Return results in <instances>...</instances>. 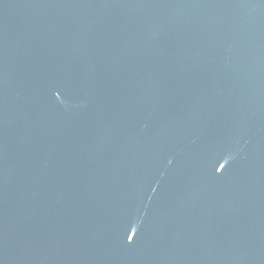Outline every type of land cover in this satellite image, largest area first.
Instances as JSON below:
<instances>
[{
    "label": "water",
    "instance_id": "1",
    "mask_svg": "<svg viewBox=\"0 0 264 264\" xmlns=\"http://www.w3.org/2000/svg\"><path fill=\"white\" fill-rule=\"evenodd\" d=\"M0 264H264V0H0Z\"/></svg>",
    "mask_w": 264,
    "mask_h": 264
}]
</instances>
